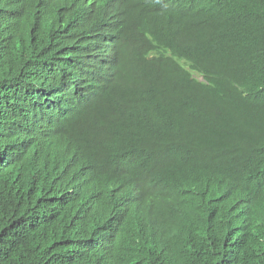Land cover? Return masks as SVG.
<instances>
[{"label": "trees", "instance_id": "obj_1", "mask_svg": "<svg viewBox=\"0 0 264 264\" xmlns=\"http://www.w3.org/2000/svg\"><path fill=\"white\" fill-rule=\"evenodd\" d=\"M0 264H264V0H0Z\"/></svg>", "mask_w": 264, "mask_h": 264}]
</instances>
